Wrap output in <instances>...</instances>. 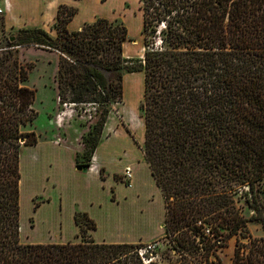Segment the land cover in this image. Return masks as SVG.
<instances>
[{
	"label": "trees",
	"instance_id": "obj_1",
	"mask_svg": "<svg viewBox=\"0 0 264 264\" xmlns=\"http://www.w3.org/2000/svg\"><path fill=\"white\" fill-rule=\"evenodd\" d=\"M141 7L139 56L122 54L123 20L98 15L69 29L77 7L66 3L55 36L23 26L0 49V264H147L141 243L95 239L88 229L96 222L84 210L74 213L78 239L20 238L19 155L22 144L38 141L27 128L37 111L26 83L33 62L14 47L21 42L59 52V102L101 107L75 154L81 168L122 97L123 74L143 72L141 148L164 202L161 264H222L219 250L231 237V264H264V0H141Z\"/></svg>",
	"mask_w": 264,
	"mask_h": 264
},
{
	"label": "rangeland",
	"instance_id": "obj_2",
	"mask_svg": "<svg viewBox=\"0 0 264 264\" xmlns=\"http://www.w3.org/2000/svg\"><path fill=\"white\" fill-rule=\"evenodd\" d=\"M84 5H82V10H94L97 13H107L109 17L118 16L119 19L126 23L128 30V37L125 39L127 43L130 42V46L133 48L132 51L135 52V56L142 55L144 49V36L142 32V7L141 0H83ZM0 3H3L0 1ZM5 4V3H4ZM5 4V10H6ZM87 13L85 12V15ZM2 17V27L0 28V49L3 47L5 41L8 37L14 36L18 31V26L6 25L5 20ZM56 20L53 19L45 27L48 33L55 36L57 33V28L54 25ZM67 28H69V21L66 23ZM30 27V26H28ZM124 42V41H123ZM17 47V54L22 61H32L33 66L29 69L28 79L26 83L35 89V99L33 106L37 111V115L33 122L27 125L28 129H33L38 135V139H52L57 138L60 141L76 146L77 144H82L83 149V136L88 133V131L94 128L97 119L100 116L101 107L96 102H80V103H62L58 100V83H57V70H58V58L59 52L56 49L50 48L48 46L36 43V42H21L14 45ZM123 54V51H122ZM143 73V72H141ZM144 80V77H143ZM128 83L127 96H123L119 101H114L109 107V111L104 122L100 139L113 138L117 132L122 130L125 132V138L127 144L132 145V149L136 151H129L126 144H120L119 147L115 145L117 159H115L120 167L117 169L115 177L117 180L125 182L126 184H131V178L129 181L124 176L123 169L128 166L133 171V163L136 161L145 162L142 153V144L144 138V119L142 116V110L140 108V101L143 96V81L141 79H134ZM126 83V84H127ZM135 89L138 91L135 96L132 97L131 90ZM139 97H141L139 99ZM143 121V123H142ZM143 126V127H142ZM143 129V133L140 134L139 131ZM24 144L21 145V152L23 151ZM137 154V155H136ZM19 155V160H20ZM135 159V160H134ZM134 160V162H133ZM26 171H30V166L26 165ZM107 171L103 170L105 174ZM29 172H25L27 175ZM154 185V179L152 180ZM134 183V182H133ZM41 184V183H40ZM156 190L158 188L154 185ZM147 188V187H146ZM160 190V189H159ZM161 194V191H159ZM42 193V192H41ZM34 195V194H33ZM32 195V196H33ZM156 191L151 189L147 194V199L145 196L137 201L122 202L121 204L113 205V209L108 207L106 204L109 199L108 195H99V199L102 206L105 208L96 211L92 216L98 223L102 225L98 226V231L96 236L101 238H118L124 236L126 231L135 233L139 231L142 236L138 240H121L134 243H147L152 242L156 245L154 251L149 253L151 261L147 264H161L167 261L165 257L166 240L159 238L162 235L163 227L162 222L164 218V202L161 194V199L157 200L155 198ZM52 197L55 194L52 193ZM264 199V193H262ZM46 196L42 193L35 194L33 198L30 196V192L24 188L20 189V179H19V222L20 227L26 228L28 224V218L32 211L35 203L45 200ZM155 198V199H154ZM155 203H150L151 200ZM162 202V203H161ZM140 208L142 210H140ZM162 208V213L159 210ZM107 210H111L112 213L116 214L117 221L114 225L106 222L105 218L108 214ZM47 216H44V218ZM49 217H54L51 214ZM56 218V217H55ZM54 218V219H55ZM68 219V217L66 216ZM53 219V220H54ZM30 223H34L33 216L30 217ZM250 231L259 235L262 230L259 221L253 220L248 223ZM59 226L55 224L53 227ZM151 228L159 229L157 233L151 237L144 236L150 232ZM128 229V230H127ZM136 229V231L134 230ZM51 231V228H49ZM59 231V228L55 229ZM88 232L94 237V228H89ZM20 238L23 241H35L30 235H24L19 233ZM56 235V234H55ZM56 237V236H55ZM80 238V231L78 225L76 226V237ZM234 237L228 240L226 246L219 250V255L221 257L222 264H231V256L234 247Z\"/></svg>",
	"mask_w": 264,
	"mask_h": 264
},
{
	"label": "crops",
	"instance_id": "obj_3",
	"mask_svg": "<svg viewBox=\"0 0 264 264\" xmlns=\"http://www.w3.org/2000/svg\"><path fill=\"white\" fill-rule=\"evenodd\" d=\"M0 1L6 4L7 9L3 16L6 25H15L18 28L40 26L45 29L49 22L55 19L57 9L61 3L72 4L77 7V11L69 20V29L79 28L85 21H90L98 15L109 17L107 13L96 12H102L100 9L83 11V0ZM85 12L87 13L86 15ZM132 49L130 42L127 43L124 40L122 46L123 55L135 56V52ZM134 79L143 81V73L132 71L123 74V96H127V82H131ZM139 132L140 134L143 133L142 130ZM126 142L125 132L122 130L117 132L113 138H99L93 152L91 164L87 168H81L75 162L76 151H81L82 148L81 143L72 146L57 138H52L38 139L35 143L24 144L19 160L20 189L26 188L30 192L31 198L38 193H43L46 198L34 204V206L32 203L28 224L26 228L20 227V233L24 235L31 234L32 238L38 239L35 241L75 240L77 226L74 220L75 211L84 210L92 217L96 211L105 208V205L102 206L99 195L105 194L109 196L106 204L112 209L115 204L119 205L122 202L127 203L131 200L134 202L142 198V196L146 198L151 189L156 191L155 198L157 200L161 199L159 187L156 186L155 182L154 185L158 190L153 187V177L150 174L148 164L145 162L136 161L135 164L133 163L131 178V182H134L133 187L116 179L115 174L120 164L115 160L117 159L115 145L119 147L120 144H126L129 151L133 150L137 153V150L132 149V145H128ZM26 165L30 166V171L25 170ZM100 167L107 172L101 175ZM25 172L29 173L25 175ZM52 193L55 194V197H52ZM154 199L150 203H155ZM120 201L122 202L120 203ZM140 210L142 209L140 208ZM107 211L108 214L105 220L107 223L114 225L118 218L111 210ZM159 212L162 213V208ZM50 214L54 217H49ZM31 216L34 218L33 224L30 223ZM44 216H47V218H44ZM95 222L94 234L96 236L95 231L99 230L98 226H101L102 223L101 221L98 223L96 220ZM58 223L59 226L53 227ZM49 228H51V231H49ZM57 228H59V231H55ZM131 230L126 231L124 236L118 238L113 236L110 238L93 237L97 240L107 241H135L142 236L136 229H134L135 233H132ZM158 230L157 228H151L150 232L144 233V236L151 237Z\"/></svg>",
	"mask_w": 264,
	"mask_h": 264
},
{
	"label": "built area",
	"instance_id": "obj_4",
	"mask_svg": "<svg viewBox=\"0 0 264 264\" xmlns=\"http://www.w3.org/2000/svg\"><path fill=\"white\" fill-rule=\"evenodd\" d=\"M5 2L0 3V17L4 14L5 12ZM93 157V156H92ZM92 160V159H91ZM124 176L127 179H130L132 176V170L130 167L126 166L123 169ZM156 247V245L152 242H147V243H141L139 246L136 247V250L138 254L142 257L145 263L151 261L150 254L147 255V253H151L152 250Z\"/></svg>",
	"mask_w": 264,
	"mask_h": 264
},
{
	"label": "bare ground",
	"instance_id": "obj_5",
	"mask_svg": "<svg viewBox=\"0 0 264 264\" xmlns=\"http://www.w3.org/2000/svg\"><path fill=\"white\" fill-rule=\"evenodd\" d=\"M138 89H139V88H138ZM138 89H137V90H135V89L133 90V88H132V90H131L132 97L136 95ZM142 123H143V121H142ZM142 127H143V126H142ZM142 131H143V129H142ZM131 178H132V176H131ZM130 185H131L130 187H133L134 183L132 182Z\"/></svg>",
	"mask_w": 264,
	"mask_h": 264
},
{
	"label": "water",
	"instance_id": "obj_6",
	"mask_svg": "<svg viewBox=\"0 0 264 264\" xmlns=\"http://www.w3.org/2000/svg\"><path fill=\"white\" fill-rule=\"evenodd\" d=\"M11 39H13V36H11ZM20 141L23 142L24 138H20Z\"/></svg>",
	"mask_w": 264,
	"mask_h": 264
}]
</instances>
